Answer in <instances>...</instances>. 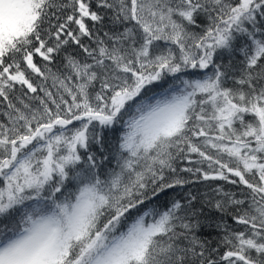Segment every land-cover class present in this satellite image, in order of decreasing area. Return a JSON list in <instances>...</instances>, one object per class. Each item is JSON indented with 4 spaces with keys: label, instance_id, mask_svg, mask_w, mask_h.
Wrapping results in <instances>:
<instances>
[{
    "label": "snow or ice",
    "instance_id": "6c2138e0",
    "mask_svg": "<svg viewBox=\"0 0 264 264\" xmlns=\"http://www.w3.org/2000/svg\"><path fill=\"white\" fill-rule=\"evenodd\" d=\"M0 264H264V0H0Z\"/></svg>",
    "mask_w": 264,
    "mask_h": 264
},
{
    "label": "trees",
    "instance_id": "16d2710c",
    "mask_svg": "<svg viewBox=\"0 0 264 264\" xmlns=\"http://www.w3.org/2000/svg\"><path fill=\"white\" fill-rule=\"evenodd\" d=\"M219 183H224V182H219ZM201 191L205 190V185H198ZM195 190V189H194ZM177 191H180L179 189Z\"/></svg>",
    "mask_w": 264,
    "mask_h": 264
}]
</instances>
